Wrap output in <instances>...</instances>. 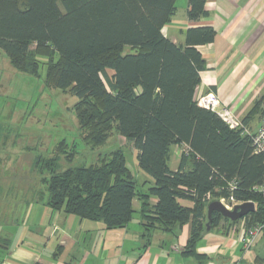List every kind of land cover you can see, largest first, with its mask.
Listing matches in <instances>:
<instances>
[{
    "label": "trees",
    "instance_id": "obj_1",
    "mask_svg": "<svg viewBox=\"0 0 264 264\" xmlns=\"http://www.w3.org/2000/svg\"><path fill=\"white\" fill-rule=\"evenodd\" d=\"M176 2L0 0V51L30 76L40 75L38 57H45V86L78 99L74 111L83 141L94 151L116 130L149 176L139 184L122 148L100 154L89 166L74 164L76 150L63 141L55 156L37 162L48 198L39 192L28 203L45 202L53 211L114 230L131 222L137 200L145 232H170L190 223L184 253L200 257L196 244L206 231L207 208L220 197L255 203L256 211L244 218L249 226L264 224V198L254 190L264 182V155L255 152L252 135L245 132L257 115L264 117V97L241 129L198 105L206 70L199 46L212 43L216 32L189 28L185 42L174 43L163 29L177 13ZM206 3L189 0L188 19L208 17ZM176 145L183 150L179 167L172 169ZM221 220L230 221L213 213L211 228Z\"/></svg>",
    "mask_w": 264,
    "mask_h": 264
},
{
    "label": "crops",
    "instance_id": "obj_2",
    "mask_svg": "<svg viewBox=\"0 0 264 264\" xmlns=\"http://www.w3.org/2000/svg\"><path fill=\"white\" fill-rule=\"evenodd\" d=\"M178 2L163 33L183 44L189 28L215 29L214 41L199 46L206 70L197 95L216 94L243 121L264 97V0H207L209 15L197 22L187 17L189 0H181V7ZM262 118L257 115L248 130L256 132ZM176 146L183 150V145ZM180 157L171 159L172 169L179 167ZM179 202L193 207L191 201ZM133 206L131 222L109 230L102 222L53 211L45 202L31 201L23 211L10 204L0 210V264H264V230L246 247V231L252 226L245 218L233 223L221 220L217 227L206 229L196 244L197 257L184 253L190 223L170 232H145L141 204L135 200Z\"/></svg>",
    "mask_w": 264,
    "mask_h": 264
},
{
    "label": "rangeland",
    "instance_id": "obj_3",
    "mask_svg": "<svg viewBox=\"0 0 264 264\" xmlns=\"http://www.w3.org/2000/svg\"><path fill=\"white\" fill-rule=\"evenodd\" d=\"M181 5L179 0L178 6ZM38 58L40 75L30 76L13 68L6 54L0 51V210L14 204L15 209L19 206L23 211L39 192L48 198L37 162L40 157L55 156L63 141L69 149L76 150L74 164L87 166L97 162L100 154L122 148L127 166L143 185L149 176L139 168L133 146L116 130L94 151L83 141L74 111L78 99L60 89L45 86L47 66L43 63L46 58ZM181 151L182 147L176 146L173 157H178Z\"/></svg>",
    "mask_w": 264,
    "mask_h": 264
},
{
    "label": "built area",
    "instance_id": "obj_4",
    "mask_svg": "<svg viewBox=\"0 0 264 264\" xmlns=\"http://www.w3.org/2000/svg\"><path fill=\"white\" fill-rule=\"evenodd\" d=\"M197 102L200 107L216 112L220 118L230 126V128H244L243 121L239 119V117L230 108L222 107V102L216 94L208 93L206 95L200 96ZM245 132L252 135L255 152L257 154L264 155V117L262 118L261 125L256 132H250L248 129H245ZM229 188L230 190H234L235 183L230 182ZM254 190L264 198V182L261 185L255 186ZM208 197L209 199L213 200L211 195ZM218 201L230 211H232L235 206L243 204L242 202H237L233 195H230L229 197L222 196L218 199ZM263 230L264 224H256L248 228L246 231L248 237L245 239V246L250 247L253 245Z\"/></svg>",
    "mask_w": 264,
    "mask_h": 264
},
{
    "label": "water",
    "instance_id": "obj_5",
    "mask_svg": "<svg viewBox=\"0 0 264 264\" xmlns=\"http://www.w3.org/2000/svg\"><path fill=\"white\" fill-rule=\"evenodd\" d=\"M256 211L255 203L246 202L234 207L232 211L228 210L221 202L213 201L209 204L207 208V218L208 222L206 223L207 231L211 230V221L213 213H218L222 217L229 219L232 222H236L250 213H254Z\"/></svg>",
    "mask_w": 264,
    "mask_h": 264
}]
</instances>
